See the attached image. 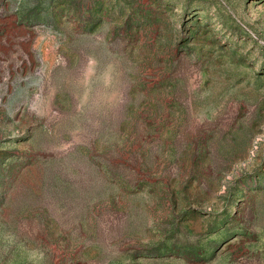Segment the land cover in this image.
I'll use <instances>...</instances> for the list:
<instances>
[{
	"label": "rangeland",
	"instance_id": "374dc122",
	"mask_svg": "<svg viewBox=\"0 0 264 264\" xmlns=\"http://www.w3.org/2000/svg\"><path fill=\"white\" fill-rule=\"evenodd\" d=\"M0 264H264V0H0Z\"/></svg>",
	"mask_w": 264,
	"mask_h": 264
}]
</instances>
